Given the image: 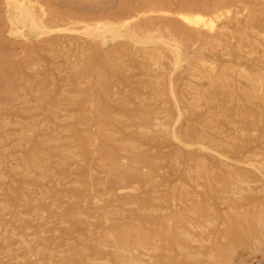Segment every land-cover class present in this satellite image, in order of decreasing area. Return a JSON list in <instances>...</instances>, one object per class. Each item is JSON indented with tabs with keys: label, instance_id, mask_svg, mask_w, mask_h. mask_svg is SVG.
<instances>
[{
	"label": "rangeland",
	"instance_id": "374dc122",
	"mask_svg": "<svg viewBox=\"0 0 264 264\" xmlns=\"http://www.w3.org/2000/svg\"><path fill=\"white\" fill-rule=\"evenodd\" d=\"M49 1L0 0V264H264V0Z\"/></svg>",
	"mask_w": 264,
	"mask_h": 264
},
{
	"label": "bare ground",
	"instance_id": "6f19581e",
	"mask_svg": "<svg viewBox=\"0 0 264 264\" xmlns=\"http://www.w3.org/2000/svg\"><path fill=\"white\" fill-rule=\"evenodd\" d=\"M42 1L46 2V4H49L50 2L49 0H42ZM110 1L112 0H90L88 2H83L82 0H59V3H61L60 5H64L62 3H65V5L66 4L70 5V7L72 8V10H70L71 13L70 14L68 13L70 18L82 20L85 19L83 16L85 15L83 14L84 12L99 10L103 6L109 5V3H111ZM82 11L84 12L78 14V12H82Z\"/></svg>",
	"mask_w": 264,
	"mask_h": 264
}]
</instances>
